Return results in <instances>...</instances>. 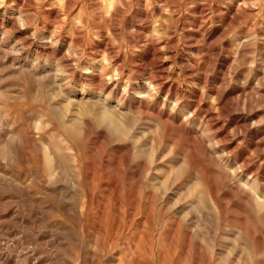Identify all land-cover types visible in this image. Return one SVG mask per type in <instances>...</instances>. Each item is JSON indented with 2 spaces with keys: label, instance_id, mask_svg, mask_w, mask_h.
I'll use <instances>...</instances> for the list:
<instances>
[{
  "label": "rangeland",
  "instance_id": "1",
  "mask_svg": "<svg viewBox=\"0 0 264 264\" xmlns=\"http://www.w3.org/2000/svg\"><path fill=\"white\" fill-rule=\"evenodd\" d=\"M0 264H264V0H0Z\"/></svg>",
  "mask_w": 264,
  "mask_h": 264
},
{
  "label": "bare ground",
  "instance_id": "2",
  "mask_svg": "<svg viewBox=\"0 0 264 264\" xmlns=\"http://www.w3.org/2000/svg\"><path fill=\"white\" fill-rule=\"evenodd\" d=\"M52 40V39H51ZM152 51V50H151ZM149 55H150V53H149ZM149 55H147V56H149ZM63 59V61L65 62V63H68L69 61H68V59L66 58V57H63L62 58ZM160 65V64H159ZM161 66V65H160ZM159 66V69L161 68ZM157 69V68H156ZM82 76V75H81ZM156 76V75H155ZM154 77V76H153ZM161 77V76H160ZM96 79H95V76L93 75V73H88V75L87 76H85V80L84 81H88V82H90V81H95ZM149 84L150 85H156V86H159L160 87V90H162V83H161V79L159 80V79H149ZM166 87V86H165ZM102 91H104L105 93L106 92H108L109 93V96L111 97V98H113V97H117L118 96V91H116L115 89H113L112 88V84H111V82H109V81H105V82H103L102 83V85H101V88H100ZM159 91V90H158ZM161 92V91H160ZM164 92V91H163ZM103 93V92H102ZM121 97V96H120ZM142 97V96H141ZM147 97L148 98H150V97H152V95H151V92L149 91L148 93H147ZM153 98H155V97H153ZM122 99H124L125 101H129L133 106H134V108L135 107H137V108H143V109H146V110H149V108H150V104H148V103H146V102H144V100L142 99V98H140V101H138L136 98L134 99V98H130L129 96H127V95H125L123 98L121 97V100ZM151 101H153V100H151ZM129 107V106H128ZM137 110V109H136ZM214 115V114H213ZM213 115L210 113H208V117H213ZM107 117V116H106ZM168 117L169 118H172V119H176V117H175V115H168ZM210 121V120H209ZM213 122H214V124L215 123H217V120L215 121V120H213ZM214 124H212V125H214ZM211 125V126H212ZM254 145V144H253ZM259 146V145H258ZM258 149V148H257ZM253 175V174H252Z\"/></svg>",
  "mask_w": 264,
  "mask_h": 264
}]
</instances>
